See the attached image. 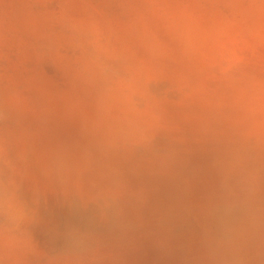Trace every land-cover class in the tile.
<instances>
[{
	"label": "rangeland",
	"instance_id": "obj_1",
	"mask_svg": "<svg viewBox=\"0 0 264 264\" xmlns=\"http://www.w3.org/2000/svg\"><path fill=\"white\" fill-rule=\"evenodd\" d=\"M0 264H264V0H0Z\"/></svg>",
	"mask_w": 264,
	"mask_h": 264
},
{
	"label": "clouds",
	"instance_id": "obj_2",
	"mask_svg": "<svg viewBox=\"0 0 264 264\" xmlns=\"http://www.w3.org/2000/svg\"><path fill=\"white\" fill-rule=\"evenodd\" d=\"M25 214V209L14 196H9L0 190V215L6 216L13 223H18L24 219Z\"/></svg>",
	"mask_w": 264,
	"mask_h": 264
}]
</instances>
